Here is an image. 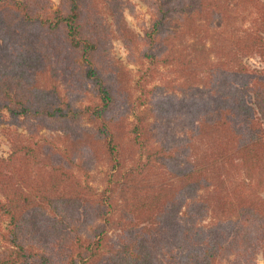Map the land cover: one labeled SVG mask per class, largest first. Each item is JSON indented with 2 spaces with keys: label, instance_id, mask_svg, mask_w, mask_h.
<instances>
[{
  "label": "trees",
  "instance_id": "16d2710c",
  "mask_svg": "<svg viewBox=\"0 0 264 264\" xmlns=\"http://www.w3.org/2000/svg\"><path fill=\"white\" fill-rule=\"evenodd\" d=\"M142 1L150 23L143 34H125L128 54L145 75L165 67L179 75L180 91L192 86L197 135L214 144L197 165H175L171 150L142 140L145 107L136 108L130 129L142 152L118 178L112 174L124 210L117 218V200L86 179L82 153L79 176L62 161L43 164L36 141H14L0 155V264H258V255L264 261V65L244 63L223 44L244 32L236 45L263 57L264 0ZM117 2L0 0V113L44 120L63 134L88 117L97 125L91 140L101 141L119 167L122 141L110 127L117 82L101 63L111 49L109 15L117 19ZM240 19L246 27H238ZM157 107L170 115L175 100L167 94ZM224 164L239 181L212 179ZM158 167L167 174L162 186L150 182ZM167 178L179 184L171 188ZM117 221L119 246L110 250L109 227ZM159 226L169 237L156 248Z\"/></svg>",
  "mask_w": 264,
  "mask_h": 264
},
{
  "label": "rangeland",
  "instance_id": "374dc122",
  "mask_svg": "<svg viewBox=\"0 0 264 264\" xmlns=\"http://www.w3.org/2000/svg\"><path fill=\"white\" fill-rule=\"evenodd\" d=\"M55 6L59 0H54ZM117 19L110 21L113 23L114 37L111 43V49L102 59L104 71L114 76L116 79V92L118 100L115 108L110 113L112 128L115 136L122 141V154H120L121 165L112 161L107 154L105 146L101 141L94 143L91 140L97 125L90 118L84 117L78 124L77 129L72 133L63 134L54 130L44 120H23L14 119L6 113H0V155L7 156L12 148V143L16 140L36 141V147L39 151V157L43 164L51 162H64L71 170L79 176L82 174L77 166L80 153L83 154V164L86 165L88 175L86 179L98 192H102L106 197H112L117 200V205L112 210L117 214V218L124 214L121 205L119 189L120 186L112 174L119 177L120 171L124 167L131 166L139 158L142 149L139 139L134 137L131 132L130 118L136 108L145 107L144 122L145 131L141 135L142 140L150 146H156L158 149H169L174 155V164L178 166H193L204 160L206 152L210 150L208 146L214 144V138L197 135L194 119L198 118L193 112V103L195 98L192 96V86H187L185 93L180 91V83L177 73L171 74L170 70L165 67L160 70H145L133 61V57L128 54L125 47V34L139 35L149 26L150 10L142 0H118L116 4ZM238 27L244 28L240 20L237 22ZM220 29V28H219ZM233 32V27L228 28ZM222 34L216 35L215 39H221ZM236 39L223 41L226 45V51L233 57L241 59L250 66L264 65V55L260 57L256 50L251 47H238L235 41L238 38H244V32H237ZM213 40L208 41V47L213 46ZM214 54V52H213ZM215 59L213 55L212 60ZM219 56L217 55V58ZM215 59V60H216ZM189 71L194 74L195 67L188 66ZM190 73L187 80H192L193 74ZM104 74V73H103ZM125 76L126 82L119 78ZM165 78L161 81L160 78ZM204 77V75H203ZM118 78V81H117ZM157 82V88L152 90V84ZM159 84V85H158ZM154 88V87H153ZM176 89V90H175ZM71 94L75 92V87H70ZM190 93V94H189ZM170 94L175 100V109L170 115H162L157 107V101L163 96ZM218 150V149H217ZM114 165V166H113ZM159 169V167L157 168ZM232 169L225 164L219 170L211 172V177L216 181L219 177L224 180L227 178V184L237 180V171L232 169L230 176H224L225 171ZM161 172L155 171L150 176V182H156L157 186L163 185V180L167 177L164 169ZM215 176V177H214ZM166 182L171 183V188L179 184L178 181L167 178ZM174 191L171 190L170 197H173ZM200 194L206 197L209 193L201 190ZM264 195V194H263ZM197 212L204 216L205 211L202 206L195 205ZM111 213V212H110ZM118 222V221H117ZM111 223L109 227L107 244L109 249L118 248L119 240L118 226L119 222ZM86 226V225H85ZM169 233L162 227L154 229V244L160 248L163 242L167 241ZM258 264H264L263 257L258 255Z\"/></svg>",
  "mask_w": 264,
  "mask_h": 264
}]
</instances>
